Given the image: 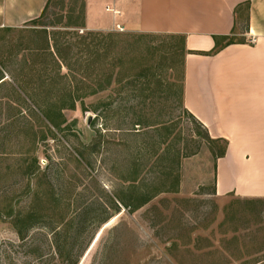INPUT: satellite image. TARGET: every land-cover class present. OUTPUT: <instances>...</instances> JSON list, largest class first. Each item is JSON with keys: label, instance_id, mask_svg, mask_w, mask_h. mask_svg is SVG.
<instances>
[{"label": "rangeland", "instance_id": "374dc122", "mask_svg": "<svg viewBox=\"0 0 264 264\" xmlns=\"http://www.w3.org/2000/svg\"><path fill=\"white\" fill-rule=\"evenodd\" d=\"M92 1L0 30V264H65L52 228L91 233L101 205L78 264H264V199L217 197L224 143L184 107L183 37L127 32Z\"/></svg>", "mask_w": 264, "mask_h": 264}, {"label": "crops", "instance_id": "0c3cea01", "mask_svg": "<svg viewBox=\"0 0 264 264\" xmlns=\"http://www.w3.org/2000/svg\"><path fill=\"white\" fill-rule=\"evenodd\" d=\"M97 1L91 3L97 6ZM49 2L0 0V30L37 20ZM110 4L118 13L110 16L111 22L127 32L183 37L184 107L213 139L228 142L225 157L217 162L216 195L264 199V0H110ZM246 4L249 28L240 36L249 41L229 45L216 55H199L237 35L238 9Z\"/></svg>", "mask_w": 264, "mask_h": 264}, {"label": "trees", "instance_id": "16d2710c", "mask_svg": "<svg viewBox=\"0 0 264 264\" xmlns=\"http://www.w3.org/2000/svg\"><path fill=\"white\" fill-rule=\"evenodd\" d=\"M243 7H246L249 10V4L244 5ZM241 9V7H240ZM238 9V11L240 10ZM235 33L233 36L225 38L224 43L220 46L218 43L216 44V47L209 53L206 54H199V55H216L219 53L222 49L229 45H234V44H240V42H237L235 39ZM217 41V40H216ZM207 135H209L208 130ZM210 136V135H209ZM217 141H222L224 143V147L222 151L220 152V155L218 156V159L225 157L227 148H228V142L225 140H219ZM147 203V202H145ZM91 210L95 207L94 204H91L90 206ZM141 208V206L136 207L138 210ZM89 208L86 209L90 210ZM101 210L100 212L94 210V213L92 215L100 216L101 220L97 221V224L94 226L95 230H92V232L86 231L83 226L80 225V228H77L75 232L70 235L69 234H62L61 232H58L55 230V228H52V235H53V248L55 249V253L59 256L60 259H62L65 264H78L80 259L82 258L83 254L86 252L88 249L89 245L91 244L93 238H94V233L98 229L101 224H105L110 220L111 216L108 214V208L105 205H101ZM108 214V215H107ZM89 215V214H87ZM106 215V216H104ZM80 216H83V212H80L77 215V218ZM35 224L33 222H28L27 220H18L16 223V231L18 234V237L22 240H24L29 233L30 229L33 228Z\"/></svg>", "mask_w": 264, "mask_h": 264}, {"label": "built area", "instance_id": "2783aa9c", "mask_svg": "<svg viewBox=\"0 0 264 264\" xmlns=\"http://www.w3.org/2000/svg\"><path fill=\"white\" fill-rule=\"evenodd\" d=\"M118 29H120V26H118ZM121 31H122V29H120ZM251 41V43H254L255 42V40L254 39H252V40H250Z\"/></svg>", "mask_w": 264, "mask_h": 264}]
</instances>
